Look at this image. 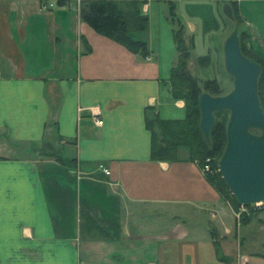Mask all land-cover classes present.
I'll list each match as a JSON object with an SVG mask.
<instances>
[{
	"label": "crops",
	"instance_id": "obj_1",
	"mask_svg": "<svg viewBox=\"0 0 264 264\" xmlns=\"http://www.w3.org/2000/svg\"><path fill=\"white\" fill-rule=\"evenodd\" d=\"M81 1L0 0V264H264L248 239H227L235 211L188 150L150 159L167 71L154 50L137 56L83 23ZM221 1L241 19L264 3Z\"/></svg>",
	"mask_w": 264,
	"mask_h": 264
},
{
	"label": "trees",
	"instance_id": "obj_2",
	"mask_svg": "<svg viewBox=\"0 0 264 264\" xmlns=\"http://www.w3.org/2000/svg\"><path fill=\"white\" fill-rule=\"evenodd\" d=\"M143 0H82L80 3V19L97 34L102 35L122 45L131 53L146 58L149 55L147 45L143 41L133 40L132 35L143 32L147 28L148 18L141 13ZM233 18L236 23L241 22L238 8L234 2H229ZM240 49L244 56L257 62L261 66V75L258 81V95L262 110L264 112V61L259 58H251L242 45L245 33L238 34ZM176 44L177 62L171 70L168 80L170 95L174 100L184 102L185 117L181 120H162L157 115L147 119L146 128L151 134L150 159L155 162L178 161V150H188L189 160L196 163L200 169L209 167L204 171L207 182L216 190L222 198H228L233 210L239 205L227 189L221 175L218 172L217 160L222 154L225 144V126L228 112L215 113V123L210 132V144H207L199 129L200 111L198 97L202 93L211 96L222 95L216 80L206 79L200 81L191 73L189 59L192 57V39L182 32L174 34ZM190 43V46H189ZM210 60L209 57L197 58V64H203ZM68 166L71 161H63ZM251 213L259 210L250 209ZM243 218V223L245 222ZM242 223V224H243ZM215 253L219 261L228 263L229 259L224 257L219 245L214 238Z\"/></svg>",
	"mask_w": 264,
	"mask_h": 264
},
{
	"label": "rangeland",
	"instance_id": "obj_3",
	"mask_svg": "<svg viewBox=\"0 0 264 264\" xmlns=\"http://www.w3.org/2000/svg\"><path fill=\"white\" fill-rule=\"evenodd\" d=\"M224 5L221 0H149L144 13L148 18L147 28L141 34L135 33L132 38L147 42V49L154 50V57L158 58L162 69L167 71L166 76L169 80L171 70L177 62L174 34L182 32L185 36H189L192 39V57L189 59L191 73L200 81L216 80L224 95L230 91L232 80L223 69L222 42L233 29H237L238 34L245 33L242 45L247 50L246 53L249 57L256 58L248 48L249 35L256 34L254 36L257 45H254V50L264 57V49L259 45L258 31L255 29L259 24L264 31V3L243 4L244 17L239 24L234 18L230 20L224 16L222 12ZM203 56L209 57L210 60L202 67L196 60ZM262 97L264 98L263 94ZM175 101L165 92L162 94L158 106L161 119L178 120L185 117V109H177L174 106ZM60 152L62 157H66L67 153ZM229 202L228 198H222L225 206ZM237 210H234V213ZM243 218L246 220L244 223ZM235 221L236 227L232 218L229 226L236 236L235 238L229 236L227 239H248L249 242L244 243L246 250L261 254L259 256L264 259V210L253 214L248 211L239 221L236 218ZM215 232L216 230L211 231L214 238L219 239Z\"/></svg>",
	"mask_w": 264,
	"mask_h": 264
},
{
	"label": "water",
	"instance_id": "obj_4",
	"mask_svg": "<svg viewBox=\"0 0 264 264\" xmlns=\"http://www.w3.org/2000/svg\"><path fill=\"white\" fill-rule=\"evenodd\" d=\"M232 19L229 4L222 8ZM223 69L232 80L228 93L198 97L199 129L207 144L215 123V113L228 112L226 144L217 160L218 172L239 206L264 202V112L258 95L261 66L244 56L237 29L221 45Z\"/></svg>",
	"mask_w": 264,
	"mask_h": 264
},
{
	"label": "built area",
	"instance_id": "obj_5",
	"mask_svg": "<svg viewBox=\"0 0 264 264\" xmlns=\"http://www.w3.org/2000/svg\"><path fill=\"white\" fill-rule=\"evenodd\" d=\"M95 116L93 117V121H94L95 125L100 126L101 125V121ZM98 168L105 175H107V176L109 175V171L103 165H99ZM208 170H209V167L207 165H205L202 171L204 172V171H208ZM250 209H253V210H264V202H260V203H257L255 205H253V206H249V207L239 206L237 212L234 213V216H235L236 220L239 221L240 218L243 216V214L248 213V211H250Z\"/></svg>",
	"mask_w": 264,
	"mask_h": 264
}]
</instances>
